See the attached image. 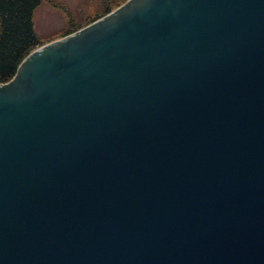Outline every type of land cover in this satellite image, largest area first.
Listing matches in <instances>:
<instances>
[{
  "label": "water",
  "instance_id": "water-1",
  "mask_svg": "<svg viewBox=\"0 0 264 264\" xmlns=\"http://www.w3.org/2000/svg\"><path fill=\"white\" fill-rule=\"evenodd\" d=\"M0 264H264V0H124L28 52Z\"/></svg>",
  "mask_w": 264,
  "mask_h": 264
},
{
  "label": "trees",
  "instance_id": "trees-1",
  "mask_svg": "<svg viewBox=\"0 0 264 264\" xmlns=\"http://www.w3.org/2000/svg\"><path fill=\"white\" fill-rule=\"evenodd\" d=\"M42 0H0V82L10 79L22 58L42 43L71 32L103 15L124 0H96L94 11L83 20L64 3L48 0L62 7L66 15L63 29L56 36L43 39L34 27V13Z\"/></svg>",
  "mask_w": 264,
  "mask_h": 264
},
{
  "label": "rangeland",
  "instance_id": "rangeland-1",
  "mask_svg": "<svg viewBox=\"0 0 264 264\" xmlns=\"http://www.w3.org/2000/svg\"><path fill=\"white\" fill-rule=\"evenodd\" d=\"M74 9L79 20L91 14L96 8V0H56ZM66 15L63 8L52 5L48 0H42L34 13V27L37 33L47 39L56 36L65 26Z\"/></svg>",
  "mask_w": 264,
  "mask_h": 264
}]
</instances>
